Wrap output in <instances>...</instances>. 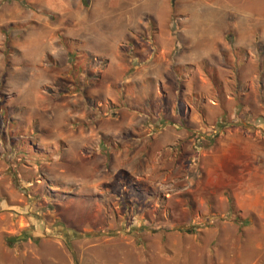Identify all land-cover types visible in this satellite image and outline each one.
<instances>
[{"label":"rangeland","instance_id":"1","mask_svg":"<svg viewBox=\"0 0 264 264\" xmlns=\"http://www.w3.org/2000/svg\"><path fill=\"white\" fill-rule=\"evenodd\" d=\"M0 264H264V0H0Z\"/></svg>","mask_w":264,"mask_h":264},{"label":"crops","instance_id":"2","mask_svg":"<svg viewBox=\"0 0 264 264\" xmlns=\"http://www.w3.org/2000/svg\"><path fill=\"white\" fill-rule=\"evenodd\" d=\"M161 60L165 62V59H163V56H161V55L157 56V54H152L148 58V60H146L144 66H152V67H154V69L158 68V66H160L159 63L161 62ZM162 68H163L162 70H158L156 74H153V75L150 74V76H147L148 74L143 75L139 71L135 72L133 78H129V79H131V80L133 79V80L129 81V82L138 83L139 80H141L144 76H147V80H149V84H152L154 86H159L160 90L163 86H166V88H167L168 83H169L168 82L169 78L166 74L168 73V71L170 69H167L166 64H164L162 66ZM163 71H166L165 75L163 74ZM129 77H131V76H129ZM176 80H177V78H176ZM207 107H208V105H207ZM211 108H213V107L211 106ZM166 116H167V113L165 114V117L163 119H161V121H157V123H154L153 125H155V124L156 125H160V124L161 125H164V124L168 125L166 122L167 121ZM142 124H145V122ZM147 124L149 125V122ZM184 138H186L185 134H178V135L175 134V135H173V137H171V139L173 141L183 140ZM238 144H239V148H240L239 153L245 158L246 161H249V163H252L253 161L256 162V159L259 160L263 156L262 141H260V140L257 141V139L251 135H243V134L239 135ZM207 168H209V166ZM207 170L209 173V169H207ZM243 176L244 177L246 176V179H247L246 182L244 183V185L246 184L245 185L246 190H252V189L257 190L256 181H259V179H261L263 177V176H261V173L258 170V168L254 167V166L251 169H249L248 171H245L244 173L241 174L242 179H243ZM228 179L230 182L231 177L228 176ZM244 185H243V187H244ZM256 196H257V193L254 192V197H256ZM245 199H246V201H251L253 199V194H250V191H249V193L245 195Z\"/></svg>","mask_w":264,"mask_h":264},{"label":"trees","instance_id":"3","mask_svg":"<svg viewBox=\"0 0 264 264\" xmlns=\"http://www.w3.org/2000/svg\"><path fill=\"white\" fill-rule=\"evenodd\" d=\"M14 240H16V239H12V241H14ZM12 241H11V242H12Z\"/></svg>","mask_w":264,"mask_h":264}]
</instances>
